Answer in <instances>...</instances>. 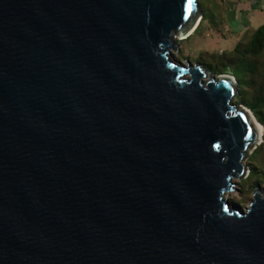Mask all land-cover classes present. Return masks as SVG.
<instances>
[{
    "label": "water",
    "instance_id": "water-1",
    "mask_svg": "<svg viewBox=\"0 0 264 264\" xmlns=\"http://www.w3.org/2000/svg\"><path fill=\"white\" fill-rule=\"evenodd\" d=\"M198 0H0V264H264L256 121L172 57Z\"/></svg>",
    "mask_w": 264,
    "mask_h": 264
},
{
    "label": "rangeland",
    "instance_id": "rangeland-1",
    "mask_svg": "<svg viewBox=\"0 0 264 264\" xmlns=\"http://www.w3.org/2000/svg\"><path fill=\"white\" fill-rule=\"evenodd\" d=\"M246 4L250 8L244 10L243 7L246 6ZM198 5L201 16L205 14L206 17H212L214 24L212 23L213 25H209L210 27L207 29L205 27L207 26L206 23L200 20L192 34H190L187 38L178 40L177 45L173 49H170V52L172 57L180 62H183L184 60H188L190 63L198 62L195 60L199 51L220 53L223 48H225L222 43H217L219 41V37L222 36L219 33L222 31V28H226L224 37L231 40V42L234 41V38H236L237 36L245 34L243 33L246 29L245 21L241 22L244 23V27L240 24V22H238V20L236 21L242 27L236 26L235 23L231 21V18H233V13L238 9H242L238 11L239 14L240 12L242 13L240 17L243 19H246L243 11H246L247 16L250 13H248V11H250L249 9H253L256 11V18L253 19L250 23V26L252 27L257 26L258 23L264 21V0H198ZM247 36L248 35H245L241 39L245 40ZM216 43L218 44L217 46ZM229 44L230 46H232L233 43ZM204 60L205 62L211 61V59H208V57L204 58ZM239 61H242L243 63L251 66V69L249 71H244L242 73V76H240V78L246 82V85L241 86L237 84V93L232 101L233 103L239 104L249 110L255 121L260 123L263 129L260 141L255 146L257 147V150L254 153L253 150L252 153L248 154L243 159V164L245 165L247 170H250L251 167H254V171H257L258 174H250L247 171V173L242 177L233 178L230 189L223 193V197L227 199L230 205H232L233 207H238L241 211H243L247 207L248 202L252 199V190L255 187H262L264 183V178H262L264 171V147L261 144V141L264 139V98L261 102H259L257 109L259 115L261 116V119H258L254 112L249 109L243 102L251 100V98H253V95L256 91L255 88L257 86L258 88L262 87L260 90H262V96H264V51H261L254 56L249 54L246 55L245 53L241 54V59ZM201 66L207 68L213 74H218L217 71L212 72L213 69L210 67L208 68L205 64H201ZM232 69L233 66L227 65L224 72L220 73L231 75L237 83L236 77L232 75Z\"/></svg>",
    "mask_w": 264,
    "mask_h": 264
},
{
    "label": "trees",
    "instance_id": "trees-1",
    "mask_svg": "<svg viewBox=\"0 0 264 264\" xmlns=\"http://www.w3.org/2000/svg\"><path fill=\"white\" fill-rule=\"evenodd\" d=\"M204 18H206L205 14L200 17V20H203ZM243 33L245 34L240 35V37L238 38V40L235 42V44L232 46L231 49L222 50L220 53L199 51L195 61L207 65L208 68L210 67L213 69L212 72L217 71V73L224 72L225 67L227 65H231L233 66L232 75L236 77L237 84L241 86L246 85V82L243 81V79H241L240 76H242V73L244 71L246 70L249 71L251 69V66L243 63L242 61L240 62L239 60L241 59V54L245 53L246 55L249 54L254 56L260 53L261 51H264V23H261L254 28H247ZM245 35H248L247 38L245 40H242L241 38L244 37ZM188 36H186L185 38H187ZM206 57H208V59L210 58L211 61L205 62L204 58ZM261 88L262 87L258 88L257 86L255 88L256 91L253 95V98H251V100L248 101H243L245 105L254 112V114L258 117V119H261V116L257 111L258 104L264 98V96H262V92H261L262 90H260ZM261 144L264 147V139L261 141ZM253 150L252 151L254 153L257 150V147H255ZM248 172L250 174H255V175L258 174L257 171H254V167H251L250 170H248ZM262 178H264V171Z\"/></svg>",
    "mask_w": 264,
    "mask_h": 264
},
{
    "label": "crops",
    "instance_id": "crops-1",
    "mask_svg": "<svg viewBox=\"0 0 264 264\" xmlns=\"http://www.w3.org/2000/svg\"><path fill=\"white\" fill-rule=\"evenodd\" d=\"M244 8V10H246L247 8H250L247 4H246V6H244L243 7ZM238 10H242V9H238ZM235 11L234 13H233V18H231V21L233 22V23H235V25L236 26H238V27H242L241 25H243V27H244V23H241V22H246V29L247 28H254V27H252V26H250V23H251V21L253 20V19H255L256 18V16H255V14H257L256 13V11L255 10H253V9H249L250 11H248V13H249V15L247 16V13H246V11H243V13H244V15H245V17H246V19H243V18H241L240 16H241V12H240V14H239V11ZM251 10H253V11H251ZM259 12H261V11H259ZM227 13V12H226ZM246 13V14H245ZM236 16H238V17H236ZM260 16H261V14H260ZM259 17V16H258ZM260 18V17H259ZM236 20H238V22H240V24H238V22L236 21ZM203 22H205L206 23V25L207 26H205L207 29L210 27L209 25H211L212 23H213V18L211 17H206V18H204L203 20H202ZM232 22H231V24H232ZM199 23V22H198ZM261 23H264V21L263 22H261ZM261 23H258L257 24V26L259 25V24H261ZM214 24V23H213ZM212 24V25H213ZM198 25V24H197ZM197 25H196V27H197ZM195 27V28H196ZM256 27V26H255ZM195 28H194V30H195ZM210 29H214V28H210ZM245 29V30H246ZM193 30V31H194ZM222 31L221 32H219L222 36H220L219 37V41L217 42V43H222L223 44V46L225 47V48H223V50H229V49H231L232 48V46L235 44V42L238 40V38L240 37V35L239 36H237L236 38H234V41H232L231 42V40H229L228 38H226V37H224V34H225V31H226V28H222L221 29ZM192 31V32H193ZM192 32L190 33V34H192ZM190 34H188V35H190ZM224 41V42H223ZM216 43V46L218 45ZM229 43H233L232 44V46H230V44ZM222 46V45H221ZM226 46H229V47H226ZM191 48V47H190ZM222 50V49H221Z\"/></svg>",
    "mask_w": 264,
    "mask_h": 264
},
{
    "label": "bare ground",
    "instance_id": "bare-ground-1",
    "mask_svg": "<svg viewBox=\"0 0 264 264\" xmlns=\"http://www.w3.org/2000/svg\"><path fill=\"white\" fill-rule=\"evenodd\" d=\"M200 21V19L198 20V22ZM198 24V23H197ZM256 128H257V131H258V134H259V137H261V134H262V126H261V124L260 123H258L257 121H256Z\"/></svg>",
    "mask_w": 264,
    "mask_h": 264
}]
</instances>
